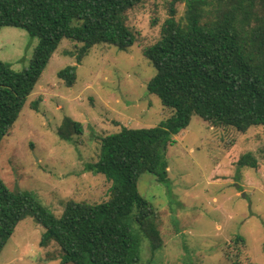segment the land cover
Here are the masks:
<instances>
[{
  "label": "rangeland",
  "instance_id": "1",
  "mask_svg": "<svg viewBox=\"0 0 264 264\" xmlns=\"http://www.w3.org/2000/svg\"><path fill=\"white\" fill-rule=\"evenodd\" d=\"M165 3L145 0L129 10L126 23L135 44L127 50L103 43L91 47L71 87L57 72L76 64L79 44L61 40L9 135L0 141V180L6 188L30 193L56 216L69 200L106 199L110 184L86 168L97 158L101 137L123 126H157L172 113L147 90L156 69L143 54L159 38ZM183 12L184 4H178L177 18ZM37 43L21 28L2 27L0 60L21 71ZM65 118L80 122L81 132L68 130L67 138L61 137L58 128ZM172 140L165 152L169 181L144 172L137 182L158 215L160 246L152 250L142 236L147 264H264V126L238 133L193 114ZM246 152L254 154L257 168L236 163ZM42 232L31 217L19 221L0 264H61L55 243L40 245ZM237 235L243 243L235 242Z\"/></svg>",
  "mask_w": 264,
  "mask_h": 264
},
{
  "label": "trees",
  "instance_id": "2",
  "mask_svg": "<svg viewBox=\"0 0 264 264\" xmlns=\"http://www.w3.org/2000/svg\"><path fill=\"white\" fill-rule=\"evenodd\" d=\"M145 0H0V28L18 27L37 38L26 68L0 60V141L9 135L41 73L62 39L77 45L75 65L57 72L67 87L91 47L103 43L127 50L136 42L127 25L129 10ZM159 38L143 49L156 69L147 90L172 113L149 128L121 127L100 139V151L86 168L110 184L99 203L69 200L59 216L28 192L11 191L0 180V253L17 223L26 217L43 229L40 245L55 243L61 264H147L142 236L160 246L152 205L139 193L144 172L169 181L166 148L172 135L195 114L207 123L244 133L264 126V0H165ZM184 4L181 18L177 5ZM36 108V106H34ZM80 133V122L65 118L58 128ZM239 166L257 168L253 153ZM235 242H244L237 235Z\"/></svg>",
  "mask_w": 264,
  "mask_h": 264
}]
</instances>
